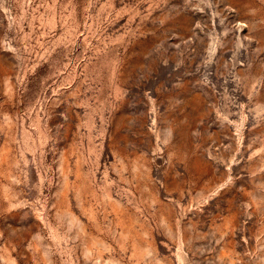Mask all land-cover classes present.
<instances>
[{
    "label": "rangeland",
    "instance_id": "obj_1",
    "mask_svg": "<svg viewBox=\"0 0 264 264\" xmlns=\"http://www.w3.org/2000/svg\"><path fill=\"white\" fill-rule=\"evenodd\" d=\"M0 264H264V0H0Z\"/></svg>",
    "mask_w": 264,
    "mask_h": 264
}]
</instances>
